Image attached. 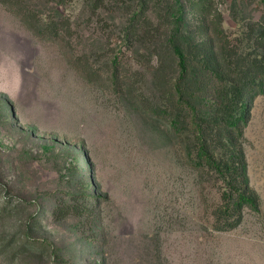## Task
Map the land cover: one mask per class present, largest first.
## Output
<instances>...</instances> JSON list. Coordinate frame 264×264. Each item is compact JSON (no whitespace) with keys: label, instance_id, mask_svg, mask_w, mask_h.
<instances>
[{"label":"rangeland","instance_id":"1","mask_svg":"<svg viewBox=\"0 0 264 264\" xmlns=\"http://www.w3.org/2000/svg\"><path fill=\"white\" fill-rule=\"evenodd\" d=\"M97 1L0 0V264H264V90L247 95L237 139L260 211L216 228L224 183L135 98L149 93L143 74L126 70L124 88L111 81L133 0ZM217 5L234 44L262 52L264 0ZM27 9L61 35L39 34ZM70 191L91 209L54 216Z\"/></svg>","mask_w":264,"mask_h":264},{"label":"trees","instance_id":"2","mask_svg":"<svg viewBox=\"0 0 264 264\" xmlns=\"http://www.w3.org/2000/svg\"><path fill=\"white\" fill-rule=\"evenodd\" d=\"M2 1L13 5L25 3V0ZM99 3L102 7L105 0H98L96 5ZM161 4L164 13L151 11V5ZM26 7L20 8L25 12ZM128 8L123 44L108 64L111 81L118 88L126 87L129 70L143 74L151 82L149 93L135 98L153 118L165 121L191 145L189 155L195 158L197 167L215 172L224 183L222 201L215 209L216 228L233 229L241 221L245 208L260 211L259 198L249 189L247 161L237 139L243 136L247 122L242 114L247 108V95L252 93L254 97L264 90V50L258 52L252 46L243 49L234 44L223 25L217 0H173L169 6L165 0H133ZM188 10L191 18L185 13ZM26 14L39 34L61 35L54 20L29 15L28 9ZM207 37L218 41V49L208 45ZM258 38L261 45L255 47L264 48V32ZM137 42L143 46L142 50ZM129 52L136 56L124 60L122 53ZM133 63L143 65L145 71L133 69ZM79 184L86 193L89 187L86 180ZM69 193L70 197L53 206L54 216L72 211L82 215L91 209L90 202L83 207L73 201L75 192ZM8 204V200L4 201L1 209L5 210Z\"/></svg>","mask_w":264,"mask_h":264}]
</instances>
